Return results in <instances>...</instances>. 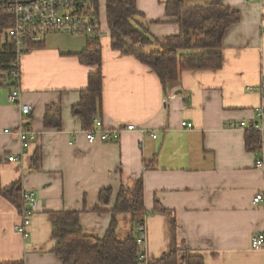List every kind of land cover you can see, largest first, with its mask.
<instances>
[{"label": "crops", "instance_id": "0c3cea01", "mask_svg": "<svg viewBox=\"0 0 264 264\" xmlns=\"http://www.w3.org/2000/svg\"><path fill=\"white\" fill-rule=\"evenodd\" d=\"M166 2L137 0L140 20L158 38L180 33ZM223 2L239 12L240 21L225 33L222 67L186 70L165 88L150 67L112 47L106 0H99L100 117L108 128L137 127L124 130L114 142L89 143L81 119L73 114L90 73L98 69L77 56L88 36L49 34L42 45L21 55L19 98L32 106V113L23 115L12 99L17 80L10 75L0 80V184L19 182L23 192L36 193L38 206L24 236L16 230L21 212L0 194V264H63L53 252L49 212L80 211L84 232L103 237L121 187L133 188L141 177L146 213L139 219L147 228L141 245L147 264H161L157 260L173 248L179 264H185L188 253L203 256L205 264H264V248L252 245L255 233L264 231V200L253 203L264 194V169L256 166L258 153L247 148L248 130L239 126L242 121L264 123V113L257 115L264 112V0ZM49 105L61 107V128L45 125ZM183 121L194 127H183ZM25 122L36 132L26 149L17 133ZM261 145L264 157L262 135ZM106 188L113 191L110 205L100 203ZM157 201L165 212L155 210ZM99 205L100 213L94 211ZM118 218L123 239L134 223L125 213ZM125 219L129 222L122 229Z\"/></svg>", "mask_w": 264, "mask_h": 264}, {"label": "trees", "instance_id": "16d2710c", "mask_svg": "<svg viewBox=\"0 0 264 264\" xmlns=\"http://www.w3.org/2000/svg\"><path fill=\"white\" fill-rule=\"evenodd\" d=\"M99 12V0H95ZM167 15L180 25L178 35L158 38L140 20L137 0H106L107 21L111 30L112 47L134 55L153 70L163 87L180 80L186 70L219 69L223 65L222 46L229 27L240 21V14L223 0H206L202 4H188L184 0H167ZM4 25L3 21L0 26ZM44 42L35 44L40 46ZM32 46V47H33ZM152 46V47H151ZM79 59L90 66H97L89 75V85L81 92V100L73 106V114L81 119L85 130L94 129L95 118L102 115L103 74L100 41L89 38L87 47L77 53ZM15 60L13 46L5 44L0 51V71L13 77L9 70ZM14 78V77H13ZM101 118V117H100ZM30 122L26 123L29 125ZM45 125L61 128V107L49 105ZM246 145L250 151L261 150V133L248 130ZM0 194L13 202L20 212L24 207L23 190L19 182L7 187L0 184ZM113 191L101 190L102 205L112 203ZM155 210L166 209L157 201ZM95 212H102L99 206ZM112 220L103 237L86 234L80 222V211H51L56 245L53 252L63 259V264H145L140 259L143 252L137 242L139 219L146 213L144 180L139 178L133 188L123 185L111 210ZM130 213L134 227L123 239L119 237V214ZM137 227V228H135ZM135 228V229H134ZM179 252L173 248L157 261L161 264H179ZM24 264V263H6ZM147 264V262H146ZM185 264H205L203 256L188 253Z\"/></svg>", "mask_w": 264, "mask_h": 264}, {"label": "built area", "instance_id": "2783aa9c", "mask_svg": "<svg viewBox=\"0 0 264 264\" xmlns=\"http://www.w3.org/2000/svg\"><path fill=\"white\" fill-rule=\"evenodd\" d=\"M258 1V0H249ZM0 35L5 44L13 46L15 60L12 63L10 74L17 80L12 91V99L17 102L21 112L25 116L32 113V106L22 102L19 98L20 88V57L33 45L45 41L49 34L69 33L75 35H86L91 39L99 40L102 35L101 23L97 12L95 0H0ZM264 86V78H263ZM264 93V87L262 88ZM263 110L260 109L258 117L263 116ZM94 129L85 130L84 133L89 143L114 142L119 140L124 130L137 129L135 124H127L116 128L105 126L100 117L95 118ZM182 126L193 128L192 122L183 121ZM240 127L247 130H255L261 133L264 139V123L262 120L255 121L251 125L242 121ZM143 133L147 130L139 128ZM23 147L29 148L31 142L36 137V132L26 122L17 130ZM153 137L157 133L153 132ZM258 157L256 166L264 169V157L261 150L257 151ZM17 158L10 156L9 160L14 161ZM24 207L21 212V221L16 225V230L24 236L29 235V227L32 223V216L37 210L38 198L34 191L26 190L23 192ZM264 200V194L258 193L254 204ZM137 242L143 245L147 239V228L145 223L136 230ZM254 248H264V231L255 233L252 239ZM140 259L146 264L148 257L145 252H141Z\"/></svg>", "mask_w": 264, "mask_h": 264}, {"label": "rangeland", "instance_id": "374dc122", "mask_svg": "<svg viewBox=\"0 0 264 264\" xmlns=\"http://www.w3.org/2000/svg\"><path fill=\"white\" fill-rule=\"evenodd\" d=\"M0 40H1V35H0ZM152 47V46H151ZM7 78L8 76H7V74H4V76H1L0 75V80H3L4 78ZM127 216H131V214L130 213H125ZM128 222H129V219H125L124 220V224H123V228L122 229H125L126 228V226L128 225ZM123 234V233H122ZM122 234H119V237L120 238H122Z\"/></svg>", "mask_w": 264, "mask_h": 264}]
</instances>
